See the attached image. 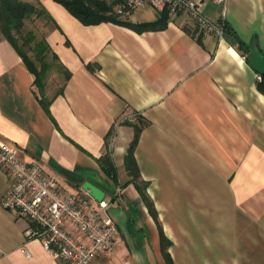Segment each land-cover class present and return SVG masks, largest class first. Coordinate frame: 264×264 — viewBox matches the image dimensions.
I'll return each mask as SVG.
<instances>
[{
	"label": "crops",
	"instance_id": "obj_1",
	"mask_svg": "<svg viewBox=\"0 0 264 264\" xmlns=\"http://www.w3.org/2000/svg\"><path fill=\"white\" fill-rule=\"evenodd\" d=\"M32 1L69 78L52 94L45 82L44 107L0 30V143L67 193L85 182L104 193L120 239L91 264H264V91L246 59L253 39L264 54V0H226L221 40L166 9L84 25L56 0ZM204 13L221 20L211 1ZM8 186L0 169V199ZM28 227L0 205V264H62Z\"/></svg>",
	"mask_w": 264,
	"mask_h": 264
},
{
	"label": "built area",
	"instance_id": "obj_2",
	"mask_svg": "<svg viewBox=\"0 0 264 264\" xmlns=\"http://www.w3.org/2000/svg\"><path fill=\"white\" fill-rule=\"evenodd\" d=\"M207 1L221 6L218 22L206 17ZM225 5L226 0H124L117 13L129 15L143 7L184 13L193 22L197 36L221 40L226 32ZM0 169L9 180L1 207L26 219V238L38 240L54 260L91 264L119 241L118 227L104 199L97 201L84 189L74 194L65 192L55 177L45 174L36 163L21 161L16 149L4 143H0Z\"/></svg>",
	"mask_w": 264,
	"mask_h": 264
},
{
	"label": "trees",
	"instance_id": "obj_3",
	"mask_svg": "<svg viewBox=\"0 0 264 264\" xmlns=\"http://www.w3.org/2000/svg\"><path fill=\"white\" fill-rule=\"evenodd\" d=\"M63 5L74 17H76L84 25H96L101 22H118L117 13L114 11L119 3L124 0H114L110 3L105 0H56ZM37 5V9L34 4L24 2L21 0H0V30L3 33L5 39L13 46L18 55L21 57L23 63L27 69L35 77V86L41 95V103L44 107L48 108V101L45 98V80L46 73L49 70V64L46 60V56L50 55L51 58L58 63L57 57L53 54L44 37L36 40L35 34L28 32L25 35L22 34V28L24 21L34 18H47L43 8ZM165 25L164 18L153 24L139 25L137 29L139 31L146 29H158ZM23 42L22 45L18 44V41ZM31 43H34L32 48L29 47ZM27 49L33 53L34 59H31L27 55ZM39 66H37V64ZM59 64V63H58ZM60 68L58 72L65 76V80L69 78V73L59 64ZM39 67V68H38ZM259 88L264 91V76L259 83ZM141 127L135 128V136L130 145L129 152L126 156L127 168L134 177L136 175V165L133 158V148L138 140ZM106 161V159H103ZM108 169L111 168L108 162L106 165ZM110 167V168H109Z\"/></svg>",
	"mask_w": 264,
	"mask_h": 264
},
{
	"label": "rangeland",
	"instance_id": "obj_4",
	"mask_svg": "<svg viewBox=\"0 0 264 264\" xmlns=\"http://www.w3.org/2000/svg\"><path fill=\"white\" fill-rule=\"evenodd\" d=\"M24 2H29L31 4H34V6L36 7L37 9V5H35V3L32 1V0H27V1H24ZM116 7L114 8V11L117 13L116 11ZM118 14V13H117ZM28 32H32L33 34H35L36 36V40L40 39L41 37H43L44 35V23L43 21L41 20H38L37 18H34L33 19H29V20H26L24 21V25H23V28H22V34L25 35L26 33ZM18 44L19 45H22L23 42L21 40L18 41ZM34 46V43H31L29 45L30 48H32ZM27 55L31 58V59H34L33 57V53L31 51H29L27 49ZM46 60L49 64V70L47 71V75L48 78L50 77V79H46L45 82H48L47 83V90L50 94L54 93L58 87L61 85V80H62V77L61 76V72L59 71L58 72V69L60 68L59 64L56 63L50 55H47L46 56ZM37 66H39L38 63H36ZM40 67V66H39ZM38 67V68H39ZM60 73V74H59ZM63 75V74H62ZM120 192V191H119Z\"/></svg>",
	"mask_w": 264,
	"mask_h": 264
},
{
	"label": "water",
	"instance_id": "obj_5",
	"mask_svg": "<svg viewBox=\"0 0 264 264\" xmlns=\"http://www.w3.org/2000/svg\"><path fill=\"white\" fill-rule=\"evenodd\" d=\"M247 62L249 66L260 76H264V54L260 51L256 39H253L248 47ZM83 189L88 190L90 195L97 201L104 199V193L89 182L83 184Z\"/></svg>",
	"mask_w": 264,
	"mask_h": 264
}]
</instances>
